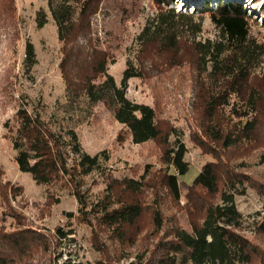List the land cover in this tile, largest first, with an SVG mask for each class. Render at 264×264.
<instances>
[{"label":"rangeland","instance_id":"rangeland-1","mask_svg":"<svg viewBox=\"0 0 264 264\" xmlns=\"http://www.w3.org/2000/svg\"><path fill=\"white\" fill-rule=\"evenodd\" d=\"M221 1L241 3L251 36L264 43V0H173L166 7L152 0H98L91 26L97 44L110 55L107 73L120 87L127 69L130 73L137 72V76L126 81L125 97L152 107L161 132L159 140L136 144L109 108L102 103L91 104L85 98H74L67 89L58 67L61 43L47 0H0V181L22 190L4 203L0 198V230H33L52 235L59 227L67 235L61 243L56 242L52 258L38 251L17 264H61L67 256L57 258L60 253L71 254L81 264L146 263L171 224L189 231L192 223L199 222L201 207L217 202L222 181L215 195L191 186L208 162L215 163L220 174L228 169L240 181L234 196L236 209L242 216L240 234L264 256V234L257 230L264 204V63L253 71L241 92L229 94L228 105L218 109L214 117L213 124L218 130L223 134L225 130L230 132L239 119L236 113L241 107L245 109L248 87L260 91L261 113L252 141L225 148L210 133L212 121L205 113L209 94L220 93L223 84L203 72L191 44L193 39L202 42L218 39L220 31L204 9L207 5L214 11ZM167 9L190 15L179 22L189 25V30L183 28L179 32L172 49L160 47L156 39L141 43L140 38H146L152 31L159 12ZM39 11L46 17L42 27L37 26ZM29 45L35 53L31 66L25 58ZM100 81L102 78L97 80ZM21 103H27L30 111H37L43 119L51 121L55 129L59 125L74 128L83 151L105 157L102 166L112 177L137 179L149 167L150 186L138 196L143 209L132 246L110 239L107 229L93 218L91 224L78 220L79 205L67 189L37 185L29 173L18 169L8 127L13 125ZM172 131L175 135H169ZM166 140H180L186 149L184 160L189 170L179 177L184 182L180 184L179 200L172 197L159 178L164 169L161 156ZM86 187L88 198L96 202L104 195L106 181L93 172L87 177ZM156 216L161 220L160 229L155 225Z\"/></svg>","mask_w":264,"mask_h":264},{"label":"trees","instance_id":"trees-1","mask_svg":"<svg viewBox=\"0 0 264 264\" xmlns=\"http://www.w3.org/2000/svg\"><path fill=\"white\" fill-rule=\"evenodd\" d=\"M166 7L173 0H152ZM98 0H47L51 16L56 23L58 39L61 43L59 70L61 77L74 98H85L91 104L102 103L109 108L114 119L128 129L133 143L141 144L160 139V129L155 110L146 104L135 103L125 97L126 81L137 76V72L127 69L121 86L118 87L107 73L110 55L97 44L91 26L92 15L96 13ZM209 12L212 23L219 29L218 39L204 42L192 40L191 44L203 72L213 81H220V93L211 92L206 99V115L210 122L209 130L223 147L235 146L243 141L251 142L258 128L261 93L249 86L245 109L238 110V122H234L230 132L218 130L214 117L218 109L228 105L231 92H241L247 86L253 71L264 63V43L258 42L250 34L246 10L239 2H219ZM184 15L173 9L159 12V18L141 43L156 39L160 47L172 49L183 28L179 24ZM46 21L45 13L39 11L37 26ZM158 36V37H157ZM25 58L28 66L35 62V53L29 45ZM29 62V63H28ZM139 75V74H138ZM102 78V81L97 82ZM9 138L15 153V162L21 172L29 173L33 181L41 186L59 185L67 189L79 205L77 219L91 224L92 218L99 226L107 229V235L126 247L134 244L137 221L142 215L143 205L138 196L150 186V171L146 166L139 178H115L102 166L106 161L101 154L91 156L83 151L74 128L59 125L43 119L39 112L29 110L27 103H21L14 115V123L8 127ZM169 135H175L172 131ZM186 149L180 140L164 142L161 162L164 169L160 180L172 197L179 200L182 194L179 177L184 176L189 165L184 160ZM264 158V152L262 154ZM98 172L106 181L102 198L92 202L88 196L87 177ZM2 170L0 169V177ZM1 180V179H0ZM220 181L222 189L217 202L206 203L201 207L199 222L190 225V230L171 224L163 232L162 240L144 264H264L263 253L247 238L240 234L242 216L236 209L234 196L240 181L226 169L219 173L215 163L204 164L192 181V188L201 189L209 195L218 194ZM238 182V183H237ZM19 186L3 184L0 181V198L4 203L14 193L21 194ZM186 198H189L186 193ZM263 218L257 230L264 234ZM72 217V213H66ZM11 216V214H9ZM4 218V217H3ZM156 228H161V220L155 217ZM59 227L52 235H42L33 230L17 229L11 232L0 230V264H17L35 252H44L52 258L54 246L66 238ZM61 264H81L71 254Z\"/></svg>","mask_w":264,"mask_h":264}]
</instances>
